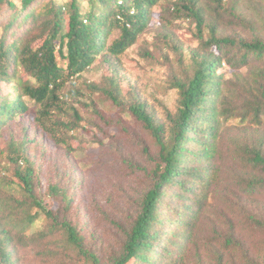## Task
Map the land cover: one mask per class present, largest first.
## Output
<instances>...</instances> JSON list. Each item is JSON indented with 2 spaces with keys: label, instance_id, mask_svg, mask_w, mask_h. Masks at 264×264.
Instances as JSON below:
<instances>
[{
  "label": "trees",
  "instance_id": "16d2710c",
  "mask_svg": "<svg viewBox=\"0 0 264 264\" xmlns=\"http://www.w3.org/2000/svg\"><path fill=\"white\" fill-rule=\"evenodd\" d=\"M162 1L19 0V7L14 0H0V16L3 11L10 12L4 25L5 35L0 37V92L2 81L7 82L8 87L10 82H17L15 99L0 93V130L11 120L28 117L49 144H64L75 150L71 143L74 132L80 129L88 132L87 125L92 123L96 129L89 132L93 135L97 134V127L104 129L101 121L95 119L84 126L86 119L77 109L73 113L64 89L102 55L112 69L113 61L137 43L150 24L154 8ZM216 1L224 7L223 0ZM173 13L177 18L195 21L199 31L205 25L199 0H175ZM233 16L248 22L246 17L236 13ZM17 26L23 29L19 36ZM115 32L118 36L110 41ZM8 35L13 38L9 40ZM203 42V48L193 53L194 74L176 79L180 106L176 114L170 115L169 138L165 137L164 124L158 123L146 102L135 101L124 109L113 76H108L113 87H96L108 95L116 107L132 115L151 134L158 149L154 154L144 146L149 165L134 164L147 176L149 184L129 226L116 223L124 239L118 251L112 254L110 264H181L187 245L198 229L207 196L222 173L217 156L223 122L238 117L244 123H262L264 69L256 77L260 78L256 85L246 89L249 98L244 103H233L224 92L231 80L226 77L223 66L225 63L239 69L256 62L264 65V37L256 35L248 39L222 33L212 26L210 37ZM25 96L39 104L40 109L31 108ZM68 108L72 118H59L58 114L68 112ZM93 110L102 121L111 122L96 102ZM19 151L11 155L18 165L15 180L0 182L1 188L7 185L13 191L5 189L10 192L6 193L0 189L6 199L5 204H0V264L18 263L17 246L34 242L36 237L26 233L42 214L58 221L38 193L36 183L41 170L37 172L33 161L20 169L21 157L30 162L27 143ZM239 153L256 171L238 178L240 188L248 195L264 196V138L245 144ZM15 184L19 188H14ZM50 188V195L68 200L67 190L60 184ZM21 209L23 212L19 213ZM62 229L73 252L89 263L103 264L98 253L86 246V235L78 224L65 219ZM237 244L233 235L228 237V247Z\"/></svg>",
  "mask_w": 264,
  "mask_h": 264
},
{
  "label": "rangeland",
  "instance_id": "374dc122",
  "mask_svg": "<svg viewBox=\"0 0 264 264\" xmlns=\"http://www.w3.org/2000/svg\"><path fill=\"white\" fill-rule=\"evenodd\" d=\"M14 1L20 7L19 0ZM173 1L163 0L154 8L149 26L135 45L113 61L112 69L102 55L86 72L67 83L64 91L69 106L73 113L77 109L83 115L84 126L94 119L101 121L104 129L97 127L96 135L89 132L96 129L93 123L87 125L88 132L82 129L74 132L71 143L75 150H70L64 144H49L28 117L11 120L1 128L0 182L15 180L18 165L11 155L18 154L27 143L30 162L21 157L20 169L33 161L37 172L41 170L36 183L38 193L46 207L58 217L56 221L44 213L32 225L26 235L36 238L27 246H17V264H93L67 245L62 229L65 219L78 224L86 235V246L98 253L103 264H110L112 254L118 251L124 239L116 223L129 226L138 210L149 182L134 164L149 165L144 146L154 154L158 149L151 134L127 111L116 107L97 86L108 89L115 85L124 109L135 101L146 102L158 123L164 124L165 137L169 138L170 115L176 114L180 106L176 79L194 74L193 53L203 48L211 27L248 39L256 35L264 37V0H223L224 7L216 0H199L205 18L202 31L192 19L176 17ZM85 7L88 8V4ZM233 13L246 17L248 22L236 19ZM9 18L10 12L3 11L0 37L5 35L4 25ZM16 28L19 36L23 29ZM116 36L115 32L110 41ZM11 38L13 36L8 35V39ZM262 69L264 65L257 62L239 69L224 63L223 70L231 80L224 89L227 98L233 103H244L250 96L246 89L256 85L260 79L256 77ZM108 76L115 78L114 85ZM15 84L17 82L12 81L8 87L7 82L2 81L1 95L15 99ZM78 91L81 94H77ZM24 99L31 108L40 109L29 96ZM94 102L109 117L110 123L95 115ZM71 109L59 113L58 117L71 119ZM259 138H264V115L260 125L244 123L238 117L223 122L217 156L222 173L207 196L198 229L187 245L181 264H220V256L222 264H264V196L248 195L238 184L239 177L256 172L243 161L239 150ZM242 156L245 158V153L242 152ZM53 184L67 190V201L62 196L49 194ZM14 188L19 187L15 184ZM5 189L13 193L7 185ZM5 189L3 191L10 193ZM3 202L6 203L5 194L0 192V204ZM22 212L23 209L19 211ZM231 235L238 244L228 247L227 239Z\"/></svg>",
  "mask_w": 264,
  "mask_h": 264
}]
</instances>
